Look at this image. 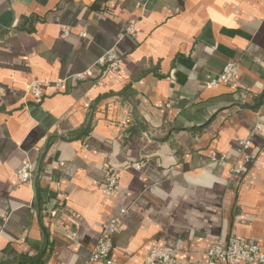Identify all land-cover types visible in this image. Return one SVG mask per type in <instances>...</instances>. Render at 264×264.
Masks as SVG:
<instances>
[{
	"label": "crops",
	"instance_id": "obj_1",
	"mask_svg": "<svg viewBox=\"0 0 264 264\" xmlns=\"http://www.w3.org/2000/svg\"><path fill=\"white\" fill-rule=\"evenodd\" d=\"M110 49L122 65L107 75ZM231 62L235 81L209 87ZM261 121L264 0H0V264H106L92 249L122 210L112 264L155 247L222 264L206 253L230 235L264 252V138L239 151Z\"/></svg>",
	"mask_w": 264,
	"mask_h": 264
},
{
	"label": "built area",
	"instance_id": "obj_2",
	"mask_svg": "<svg viewBox=\"0 0 264 264\" xmlns=\"http://www.w3.org/2000/svg\"><path fill=\"white\" fill-rule=\"evenodd\" d=\"M127 34H133V28L127 27ZM69 30L64 29L62 37H67ZM122 58L116 53L114 49L107 51L96 63V68L102 71L103 74L112 75L121 72ZM238 75V65L236 63H227L217 77L211 79L208 82L209 87H216L220 85H230L235 81ZM93 76L92 70H87L84 73L74 76L76 81H84L90 79ZM102 79H98L97 83L101 84ZM29 93L35 101H39L42 98V85L37 82H33L29 87ZM260 135L264 138V121L256 122L254 125L251 136L249 139L242 140L239 143V151L244 158V161H248L245 151L250 148L251 140L254 136ZM210 161L218 164L221 167H226L227 162L225 157L219 156L212 152L210 155ZM135 169H139V164L133 165ZM236 172V168H234ZM33 167L29 162H25L16 171V180L20 184L29 183L32 178ZM240 172V171H239ZM118 182V175L112 170H104V184L110 191H116ZM66 206V195L59 194L56 202V209L50 210L48 215L51 217L55 215L56 211L60 213ZM125 215V211L120 212V216L108 220L101 230L91 254L92 262H104L106 264H112L110 261V254L112 251V236L117 227L121 225L122 217ZM206 257L209 261H218L222 264H264V252L255 244L240 240L234 235H230L225 242L218 241L209 247L206 253ZM145 264H190L177 259L170 248L167 247H155L152 248L149 254L144 260Z\"/></svg>",
	"mask_w": 264,
	"mask_h": 264
}]
</instances>
